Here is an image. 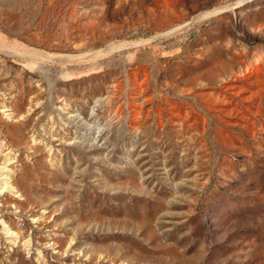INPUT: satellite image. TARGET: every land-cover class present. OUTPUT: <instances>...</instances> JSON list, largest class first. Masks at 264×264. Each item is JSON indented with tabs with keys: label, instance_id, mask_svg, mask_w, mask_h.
Wrapping results in <instances>:
<instances>
[{
	"label": "rangeland",
	"instance_id": "rangeland-1",
	"mask_svg": "<svg viewBox=\"0 0 264 264\" xmlns=\"http://www.w3.org/2000/svg\"><path fill=\"white\" fill-rule=\"evenodd\" d=\"M0 264H264V0H0Z\"/></svg>",
	"mask_w": 264,
	"mask_h": 264
}]
</instances>
